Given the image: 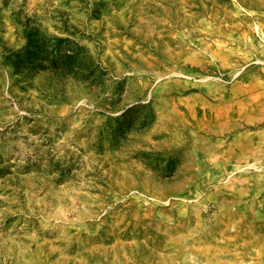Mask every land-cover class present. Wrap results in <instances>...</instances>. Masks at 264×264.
I'll return each instance as SVG.
<instances>
[{"label": "rangeland", "instance_id": "374dc122", "mask_svg": "<svg viewBox=\"0 0 264 264\" xmlns=\"http://www.w3.org/2000/svg\"><path fill=\"white\" fill-rule=\"evenodd\" d=\"M0 264H264V0H0Z\"/></svg>", "mask_w": 264, "mask_h": 264}]
</instances>
